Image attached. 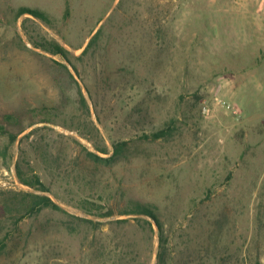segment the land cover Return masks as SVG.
I'll use <instances>...</instances> for the list:
<instances>
[{
    "label": "rangeland",
    "instance_id": "obj_1",
    "mask_svg": "<svg viewBox=\"0 0 264 264\" xmlns=\"http://www.w3.org/2000/svg\"><path fill=\"white\" fill-rule=\"evenodd\" d=\"M214 1L0 0V124L20 133H0V264H158V227L119 214L132 200L157 208L167 264H264V44L240 28L222 44ZM42 36L69 60L36 48ZM122 141L110 164L88 156ZM20 161L66 212L23 218V195L42 193L20 183Z\"/></svg>",
    "mask_w": 264,
    "mask_h": 264
},
{
    "label": "trees",
    "instance_id": "obj_2",
    "mask_svg": "<svg viewBox=\"0 0 264 264\" xmlns=\"http://www.w3.org/2000/svg\"><path fill=\"white\" fill-rule=\"evenodd\" d=\"M24 15H31L36 19H39L43 22H46L48 24H52V19L49 16V14L43 10L37 9V8H31V7H21L18 10L17 17H22ZM100 33H98L93 40L90 42L88 47L83 51L82 55L79 58H82L84 55H86L89 52V49L93 46V44L97 41L99 38ZM34 46L38 49H42L43 51H46L52 55L55 56H62L64 59L69 60L70 51L66 49L61 43L54 39H49L47 37H39V39L31 38ZM65 68L66 65H63ZM83 101L86 103L85 97L82 94ZM6 120L10 122L11 119H13L12 115H7ZM0 133L3 135H8L10 139V143L14 144L20 133H15L11 130H8L5 125L0 124ZM171 133L168 132V130H162L159 133L154 134V138H162L167 137ZM128 146V142L122 141L117 142L114 144V153L112 157H103L99 155L98 153L89 152V157L91 160L96 164H103L107 165L110 164L112 161H114L117 157L121 156V154L125 151V148ZM8 148V147H7ZM99 152L108 154L109 149L107 147H102L99 149ZM6 156V151L4 150L3 153ZM4 156V157H5ZM17 178L19 179L20 183L23 185L30 187L31 189H34L37 192H41L42 194H37L34 192H26L23 197L24 199L21 200V206L26 211V213L23 215V218H26L28 216H35L39 213H41L44 210H54L59 212H66L58 203H56L53 198L47 194L50 192L49 187L42 181L41 177L34 171L30 170L28 171L25 169L22 162H18L17 169H16ZM88 204H91L93 209H88L84 206V210L90 214L99 216L101 218L111 217L114 216L115 210L113 207L107 206L104 203L99 202H87ZM94 210V211H93ZM12 208L8 207L7 212H9V216L11 214ZM119 214L121 216L131 217L135 216V220L146 223L152 232H155V229L153 227V224L156 225L159 229V252H158V264H167L168 259L167 256L169 255L168 252V240L165 237V226L164 222L161 219V216L153 204L143 203L139 201H130V203L124 208L119 211ZM23 218H19V220H22ZM78 219H81L85 222L91 223L94 226L96 225V222L89 219H84L78 217ZM122 223H128L130 219H122L119 220ZM4 240L1 242V245L4 246Z\"/></svg>",
    "mask_w": 264,
    "mask_h": 264
},
{
    "label": "crops",
    "instance_id": "obj_3",
    "mask_svg": "<svg viewBox=\"0 0 264 264\" xmlns=\"http://www.w3.org/2000/svg\"><path fill=\"white\" fill-rule=\"evenodd\" d=\"M223 0H215L212 4L216 27V33L222 44H232L239 35L237 29L241 30V38L244 45L264 44V0H249V5H240L238 0H230L223 4ZM210 12V11H209ZM242 20V25H239ZM226 40V41H225ZM254 40V41H253ZM262 98L264 103V92L252 94ZM259 101V99H258Z\"/></svg>",
    "mask_w": 264,
    "mask_h": 264
},
{
    "label": "built area",
    "instance_id": "obj_4",
    "mask_svg": "<svg viewBox=\"0 0 264 264\" xmlns=\"http://www.w3.org/2000/svg\"><path fill=\"white\" fill-rule=\"evenodd\" d=\"M225 104L227 105L228 109L235 114L236 116L240 117V115L242 114V111L240 108H238L236 105L232 104V103H227L225 102Z\"/></svg>",
    "mask_w": 264,
    "mask_h": 264
}]
</instances>
